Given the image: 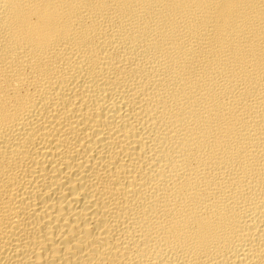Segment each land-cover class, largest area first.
<instances>
[{
	"label": "bare ground",
	"instance_id": "1",
	"mask_svg": "<svg viewBox=\"0 0 264 264\" xmlns=\"http://www.w3.org/2000/svg\"><path fill=\"white\" fill-rule=\"evenodd\" d=\"M0 264H264V0H0Z\"/></svg>",
	"mask_w": 264,
	"mask_h": 264
}]
</instances>
